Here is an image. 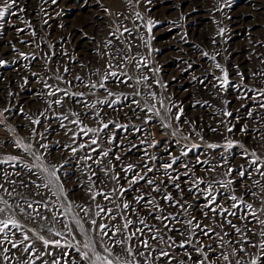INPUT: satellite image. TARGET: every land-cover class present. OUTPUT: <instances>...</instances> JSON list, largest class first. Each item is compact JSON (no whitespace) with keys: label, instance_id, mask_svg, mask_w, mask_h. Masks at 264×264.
Returning <instances> with one entry per match:
<instances>
[{"label":"rangeland","instance_id":"obj_1","mask_svg":"<svg viewBox=\"0 0 264 264\" xmlns=\"http://www.w3.org/2000/svg\"><path fill=\"white\" fill-rule=\"evenodd\" d=\"M5 3L0 220L20 227L0 233V264H92L95 254L113 264H197L205 256V264H264L257 222L264 220V0H0V8ZM213 197L212 207L236 215L208 211ZM193 217L214 229L211 239L186 223ZM41 236L64 246H45Z\"/></svg>","mask_w":264,"mask_h":264},{"label":"snow or ice","instance_id":"obj_2","mask_svg":"<svg viewBox=\"0 0 264 264\" xmlns=\"http://www.w3.org/2000/svg\"><path fill=\"white\" fill-rule=\"evenodd\" d=\"M55 2H56V0H53V3H55ZM147 2L150 3L151 0H147ZM11 3H12V4H15V3H16V0H11ZM9 7H10V5L7 4V3H5V4H4V7L0 8V18H3V17L5 16V14L9 11ZM137 16L139 17V14H138V13H137ZM148 30L151 31V22H149V29H148ZM21 31H22V29H21ZM125 31H128V29H125ZM221 31H222V30H221ZM205 55H207V54L205 53ZM3 63H5V62L2 61V60H0V64H3ZM217 67H220V66L217 64ZM111 75L115 76L116 74H115V73H111ZM241 75H242V74H241ZM227 84H228V78H227V73L225 72V73H224L223 80L221 81V87H226ZM101 86H103V85H101ZM93 87H95V85H93ZM110 95H111V93H110ZM259 95L264 96V91L259 92ZM56 103H60V101L57 100ZM260 106H261V107H264V104H261ZM225 114L228 115V116H231V115H232L231 112H227V113H225ZM249 114H250V113H249ZM65 118H66V117H65ZM103 127H104V128H107V127H108V124H103ZM119 127H123V126L121 125V126H119ZM88 131H95V130H93V129H89ZM229 131H231V129H229ZM92 143H93V144H96L97 141L94 139V140H92ZM21 146H22V147H25V150H27L26 146H23V145H21ZM197 147H198V145L193 144V145L191 146V148H188V151H192V149L197 148ZM208 147H209V148H216V147H218V145H216V144H209ZM228 147H232V144L229 143ZM73 151H75V149H73ZM188 151L183 152L182 155H187V154H188ZM103 155H104V156H107V155H108V152H104ZM252 155H253V157H255V158L253 159L252 163H253V164H256V163H257V160H259V157H257V156L255 155V153H252ZM116 158L119 159V157H116ZM11 159L14 160V159H16V158H15V157H11ZM37 159H39V157H38ZM175 160H176V158H173L172 163H175ZM171 166H172L171 164H165V165H163V167H164L165 169H168V168H170ZM260 166H264V165H260ZM260 166H258V168H259ZM26 167H27V165H26ZM185 167H187V166L185 165ZM131 168H132V166L129 165V169H131ZM44 171L47 172V169H44ZM149 171H151V169H149ZM229 171H231V169H230ZM166 174H167V173H166ZM238 174H239L240 176H242V177L244 176V172H243V171H240ZM52 175H55V173H53ZM261 175H264V172H262ZM169 178H170V179H176V180H178V179H179V174H178L176 177H174V178H173V177H169ZM138 179H143V177L141 176V177H139ZM136 182H137V179H135V178L131 181V183H136ZM203 182H204L203 180H198L196 183L199 184V183H203ZM147 183H148L149 185H153V190H159V189L155 186V182H154L153 180L149 179V180H147ZM257 183H258V182H257ZM2 186H3V185H0V187H2ZM44 186L46 187L47 185H44ZM175 187H176L177 189H179L180 185H179V184H176ZM114 191H115V189H114ZM124 191H127V189H123V188H122V189H121V195L123 194ZM189 191H192V189H189ZM253 194H254V193H253ZM204 195H205V198H206V199H207L208 197H212L213 194H212V189H211L210 186L207 188L206 193H204ZM135 199L139 202L140 200H143L144 197H143V196H139V197H136ZM164 199H165L166 201H173V197H172L170 194H165ZM231 200H233V201H238V203H244L242 200H239L238 197H236L235 195L231 196ZM148 202L151 203V201H148ZM4 203H6V202H4ZM173 203H174L175 205H178V206H179L181 209H183L184 211H187V209L185 208V205H184V204H180L179 201H173ZM213 204H215V199H214V197H213L211 200H209L208 203L205 205V207L208 208V211H210V212H212V213H214V214L220 215V216H222V217L225 215V213H227L228 215H232V216H235V215H236L235 212H230L229 209H227V208H220L219 205H217L216 207H212ZM29 206H31V205H29ZM237 206H238L237 204H233L232 207L235 208V207H237ZM123 207H124V208H128L129 205H128L127 203H124ZM157 207H158V206H157ZM191 207H192L191 205H188V208H191ZM246 207H247L248 209H251V208H252V205L247 204ZM158 210H159V211H163V209H158ZM0 211H3V209H0ZM101 211H103V209H101ZM98 214H99V213H97V215H98ZM250 214L253 216V218H256V213H255L254 211L251 212ZM202 215L205 216V217H207L208 219H211V218H212V217L208 216V212H202ZM154 218L157 219V220H161V219H163L164 221H167V220H169L170 217H169V215H165V216H163V217H161L160 215H156ZM242 218H243V217H242ZM171 219L175 220L176 217H175V216H172ZM194 220H195V217H193L192 219L187 220L186 223H187L189 226H193L194 228L201 229L202 234H203L204 236H208V237L211 239V238H212V234H213V232H214V229L209 228V227H207V226L202 227L199 221H196L195 224H193V221H194ZM77 222H79V221H77ZM226 222H227V223H228V224H229V225H230V226H231V227H232L237 233H241V229L238 228L235 224H232V221H231V220H227ZM257 222L260 223V224H264V220H258V219H257ZM91 223H92L93 225H95V224H96L95 219H93V220L91 221ZM130 223H131V221H128L127 223L124 224V227L127 228L128 225H129ZM140 223L143 224L144 221L141 220ZM10 224H11V226H12L13 228H19V227H20V225L18 224V222H17L15 219L0 220V233H5V230L8 229V227H9ZM164 226H165V227H168L167 224H165ZM218 226H219V225H218ZM107 227H108L107 225H100V226H99V231H100L103 235H105V236L108 235V233H107L106 231H104V229L107 228ZM117 231H119V229H117ZM249 231H250V229H249ZM56 235L59 236L60 233L57 232ZM181 235H182V236H183V235H187V233H185V232H181ZM225 235H227V233H225ZM260 235H261V237H264V230L261 231ZM5 236H7V233H5ZM216 236H217L219 239H223V237L219 236V233H216ZM152 238H153V239H163V237H159V238H158V237H156L155 235H154ZM23 239H24V240H29L30 238H29V236H28L27 234H25L24 237H23ZM39 239L43 241V244H44L45 246H48V245H50V244H51V245H55L56 247H63V246H64V245H61V243H60L59 240H56V241H50V240H46V239H44V237H42V236L39 237ZM170 239H171V238H170ZM8 242L11 243V245H12L13 248H19V245H17L16 243H14V242H12V241H10V240H9ZM188 242L190 243V240H189ZM243 242H244V243H249V241L247 240L246 236H245V239H244ZM116 243H123V242H121V241H116ZM141 243L143 244V246H144L145 248H150V245L148 244V242H147L146 240L141 241ZM237 243H240V241H237ZM178 246H179L180 248H184V247H185V243H184V242H180ZM251 246L255 248V247H257V244H251ZM29 247H31V245L27 246L24 250L27 251ZM84 247H85V248H88L89 245H88V244H85ZM204 247H208L209 249H211V245H205ZM259 249H260V251H261V257H264V242H261V243L259 244ZM195 250H196V251H201V249H195ZM4 251L7 252L8 249H4ZM105 251H109V250H108V249H105ZM124 251L127 252V253H129V254L132 253L131 248L128 247L127 245H125V247H124ZM239 251H244V249H243V248H240ZM109 254H110V253H109ZM220 255L223 256V259L226 260V261L229 259V257H228L227 255H224L223 253H221ZM160 256H162V257H169L170 259H174V257H172L171 254H170L169 252H167V251H161V252H160ZM83 258H84L85 260L90 259L89 256H88V253H87V252L83 253ZM189 258H190V257H189ZM5 259H7V257H5ZM206 259H207V257L205 256V258L199 260V261L197 262V264H205V260H206ZM30 264H34V262H30ZM44 264H47V262H44ZM53 264H60V262H59L58 259H54V260H53ZM92 264H113V261H112L111 259H108L106 256L102 257V256H100L99 254H95V260L92 262ZM178 264H183V262H179V261H178ZM251 264H258V259H253V260L251 261Z\"/></svg>","mask_w":264,"mask_h":264}]
</instances>
